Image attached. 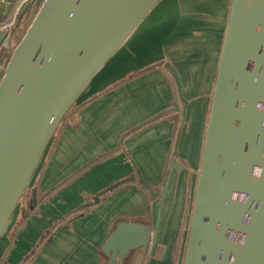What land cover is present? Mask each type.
<instances>
[{"label":"crops","instance_id":"crops-1","mask_svg":"<svg viewBox=\"0 0 264 264\" xmlns=\"http://www.w3.org/2000/svg\"><path fill=\"white\" fill-rule=\"evenodd\" d=\"M23 1L0 8L5 23L21 6L14 32L28 20L19 18L31 0ZM217 2L211 11L162 0L98 72L59 126L0 239V264H107L101 247L116 224L138 222L153 233L159 211L154 254L151 247L135 251L127 264H175L193 210L228 25L230 6ZM171 67L181 78L187 115ZM172 160L178 166L165 193Z\"/></svg>","mask_w":264,"mask_h":264},{"label":"water","instance_id":"water-1","mask_svg":"<svg viewBox=\"0 0 264 264\" xmlns=\"http://www.w3.org/2000/svg\"><path fill=\"white\" fill-rule=\"evenodd\" d=\"M161 1L25 6L20 16H35L0 80V239L66 115ZM13 33L0 32V52L10 50ZM171 70L187 115L181 78ZM177 166L172 160L165 193ZM160 220L161 211L153 233L150 225L117 223L101 247L107 264H127L149 247L152 256ZM183 264H264V0L230 3Z\"/></svg>","mask_w":264,"mask_h":264},{"label":"rangeland","instance_id":"rangeland-1","mask_svg":"<svg viewBox=\"0 0 264 264\" xmlns=\"http://www.w3.org/2000/svg\"><path fill=\"white\" fill-rule=\"evenodd\" d=\"M180 1V4H181V6H187V7H190V8H195V7H197V9H201L203 6H206L207 8H210L211 9V11H215L216 9V7H218V2H217V0H179ZM223 1H225V0H223ZM230 3H231V0H226V5L228 6V8H229V6H230ZM40 7V6H39ZM38 7V8H39ZM36 12V11H35ZM26 14H28V20L26 19L25 21L23 20V19H21V20H19L20 21V23H19V28L13 33V35H12V41H11V43H10V52H12V49H13V51H14V46H13V43L15 42V41H17V38H18V36L20 35L19 34V29H24L25 31L28 29V27L30 26V24H31V22H32V20H33V18H34V16H35V13L34 14H32V11L31 10H29ZM25 14V15H26ZM21 16H19V18H20ZM24 18V17H23ZM21 24L23 25L22 27H20L21 26ZM15 26V25H14ZM14 26H13V29H14ZM21 29V30H22ZM20 30V31H21ZM23 30V31H24ZM5 65H3V63H0V80H1V78L3 77V75H4V71H5ZM191 216H192V214H190V216H189V220H186V226H187V232H186V235H185V239H184V241H183V249H182V252H183V250H186L185 248H186V244H187V239H188V235H189V228H190V224H191ZM178 248H179V244H178V241H177V244H176V252L173 254V256H174V263L176 264V262H177V258H178V256L180 257V254H181V257H180V261H179V264H183V262H184V258H183V262H182V256L184 255V253L182 254V252H180V254L178 253L179 251H178ZM134 255H135V253H134Z\"/></svg>","mask_w":264,"mask_h":264},{"label":"trees","instance_id":"trees-1","mask_svg":"<svg viewBox=\"0 0 264 264\" xmlns=\"http://www.w3.org/2000/svg\"><path fill=\"white\" fill-rule=\"evenodd\" d=\"M22 29V28H21ZM19 29V36H18V38H17V41H15L14 43H13V46H14V48H16V46L20 43V41L23 39V37H24V35H25V33H26V31L24 30V29ZM21 30V31H20ZM24 30V31H23ZM12 53H13V49H12V52H10V50H8V51H4V50H2L1 52H0V63H8L9 62V60H10V58H11V56H12ZM73 109V108H72ZM71 112V111H70ZM69 112V113H70ZM68 113V114H69ZM67 114V115H68ZM66 115V116H67ZM143 189L144 190H146L144 187H143ZM29 190V189H28ZM27 190V191H28ZM27 191L25 192V194L27 193ZM147 191V190H146ZM148 192V191H147ZM25 194H24V196H25ZM24 196H23V198H24ZM22 198V199H23ZM22 199H21V201H22ZM20 201V202H21ZM191 214H192V212H191ZM188 240V239H187ZM186 246H187V244H186ZM184 255H185V252H184ZM184 255H183V257H184Z\"/></svg>","mask_w":264,"mask_h":264},{"label":"built area","instance_id":"built-area-1","mask_svg":"<svg viewBox=\"0 0 264 264\" xmlns=\"http://www.w3.org/2000/svg\"><path fill=\"white\" fill-rule=\"evenodd\" d=\"M29 0H24L23 2H28ZM10 0H0V8L9 4ZM21 6L16 10L15 15L13 19L9 22L2 23L0 22V32L1 31H7L9 33H12L13 31V26L15 25L16 18L18 14L20 13Z\"/></svg>","mask_w":264,"mask_h":264}]
</instances>
